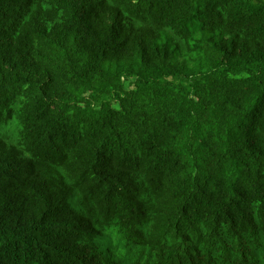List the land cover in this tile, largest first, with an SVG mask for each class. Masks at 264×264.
<instances>
[{"label":"trees","instance_id":"trees-1","mask_svg":"<svg viewBox=\"0 0 264 264\" xmlns=\"http://www.w3.org/2000/svg\"><path fill=\"white\" fill-rule=\"evenodd\" d=\"M0 264H264V0H0Z\"/></svg>","mask_w":264,"mask_h":264}]
</instances>
